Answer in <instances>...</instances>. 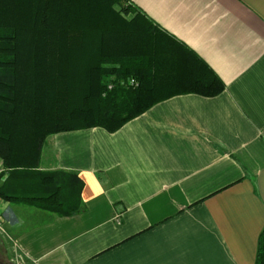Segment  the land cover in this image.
<instances>
[{"label":"crops","instance_id":"1","mask_svg":"<svg viewBox=\"0 0 264 264\" xmlns=\"http://www.w3.org/2000/svg\"><path fill=\"white\" fill-rule=\"evenodd\" d=\"M132 2L225 90L174 96L115 133L49 136L40 169L77 178L81 210L59 217L0 199L7 253L19 264H255L264 231V0Z\"/></svg>","mask_w":264,"mask_h":264},{"label":"trees","instance_id":"2","mask_svg":"<svg viewBox=\"0 0 264 264\" xmlns=\"http://www.w3.org/2000/svg\"><path fill=\"white\" fill-rule=\"evenodd\" d=\"M224 90L202 59L126 0H0V160L8 172L0 199L73 216L83 185L40 169L49 136L115 133L174 96ZM255 264H264V231Z\"/></svg>","mask_w":264,"mask_h":264},{"label":"rangeland","instance_id":"3","mask_svg":"<svg viewBox=\"0 0 264 264\" xmlns=\"http://www.w3.org/2000/svg\"><path fill=\"white\" fill-rule=\"evenodd\" d=\"M1 168H4L3 166H0ZM8 177V172L7 170L5 169V173H4V176H3V181ZM11 245V244H10ZM10 245L8 244H5L3 238L0 237V250H4L6 251V255H4V258L8 261H11V262H15L16 264L18 263L19 264V258H16V254L15 252H11V253H7V250L8 251H12V247H10ZM21 262V261H20Z\"/></svg>","mask_w":264,"mask_h":264},{"label":"built area","instance_id":"4","mask_svg":"<svg viewBox=\"0 0 264 264\" xmlns=\"http://www.w3.org/2000/svg\"><path fill=\"white\" fill-rule=\"evenodd\" d=\"M126 1H128L129 3H133L132 0H126ZM130 85L135 86V87H138V84L136 83L135 80H131V81H130ZM110 89H111V88H110ZM4 173H5V169L0 167V178H1L2 176H4ZM1 222H2V220H1V218H0V227H1Z\"/></svg>","mask_w":264,"mask_h":264},{"label":"water","instance_id":"5","mask_svg":"<svg viewBox=\"0 0 264 264\" xmlns=\"http://www.w3.org/2000/svg\"><path fill=\"white\" fill-rule=\"evenodd\" d=\"M0 264H12L10 261L6 260L0 253Z\"/></svg>","mask_w":264,"mask_h":264}]
</instances>
